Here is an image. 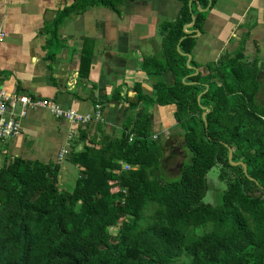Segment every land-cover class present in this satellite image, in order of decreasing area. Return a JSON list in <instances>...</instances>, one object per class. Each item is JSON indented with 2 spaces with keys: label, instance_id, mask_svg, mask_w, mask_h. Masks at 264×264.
Listing matches in <instances>:
<instances>
[{
  "label": "trees",
  "instance_id": "1",
  "mask_svg": "<svg viewBox=\"0 0 264 264\" xmlns=\"http://www.w3.org/2000/svg\"><path fill=\"white\" fill-rule=\"evenodd\" d=\"M178 1L177 16L160 24V48L141 62L158 79L151 93L135 85L129 107L140 115H130L119 133L103 134L99 145L80 129L69 157L80 173L72 191L60 188V164L1 160L0 142V264H264V103L257 100L263 63L249 60L241 41L217 60L192 58L189 66L195 29L203 30L217 0ZM125 2L74 0L48 26L50 38L72 13L97 6L120 12ZM94 47L84 40V80ZM156 103L175 106L173 128L183 136L185 159L174 178L165 164L175 153L166 156L161 134L153 137ZM229 147L246 172L230 161ZM216 165L226 188L213 204L205 196Z\"/></svg>",
  "mask_w": 264,
  "mask_h": 264
},
{
  "label": "crops",
  "instance_id": "2",
  "mask_svg": "<svg viewBox=\"0 0 264 264\" xmlns=\"http://www.w3.org/2000/svg\"><path fill=\"white\" fill-rule=\"evenodd\" d=\"M73 1L0 0V86L10 92L54 100L65 109L81 113H93L100 104L102 120L76 125L46 108L30 109L21 118V133L2 143L1 160L21 157L64 164L80 129L87 130L88 139L98 145L103 134L119 133L130 115L141 113L129 107L136 101L135 85L139 83L151 93L157 80L140 65L145 55L160 48L158 27L162 17L177 16L181 7L178 0H128L120 12L105 6L91 7L68 16L58 36L50 38L48 26L57 12ZM195 36L192 58L199 63L217 60L224 50L235 51L241 41H245L249 60L259 58L263 62L264 0H217L208 11L203 30ZM85 39L95 42L86 80L79 72ZM163 79L167 84L174 81L170 72L164 73ZM158 105H154L152 116V131L157 135L173 126L175 109L174 105ZM74 128L70 151L59 161V153ZM82 146L83 142L78 148Z\"/></svg>",
  "mask_w": 264,
  "mask_h": 264
},
{
  "label": "built area",
  "instance_id": "3",
  "mask_svg": "<svg viewBox=\"0 0 264 264\" xmlns=\"http://www.w3.org/2000/svg\"><path fill=\"white\" fill-rule=\"evenodd\" d=\"M3 35V34H2ZM46 108L56 117L65 119L76 125H86L90 122L100 121L103 117L102 106L97 104L93 113H81L74 109H65L56 101L31 96L27 93L10 92L0 86V142L14 137L21 133V118L26 116L28 111L33 108ZM76 133V129H72L69 136V142L63 147L59 153L58 159L62 161L70 151L71 140ZM157 138V134L153 135ZM124 169H130L132 166L126 162H122ZM123 191H125L123 189Z\"/></svg>",
  "mask_w": 264,
  "mask_h": 264
},
{
  "label": "rangeland",
  "instance_id": "4",
  "mask_svg": "<svg viewBox=\"0 0 264 264\" xmlns=\"http://www.w3.org/2000/svg\"><path fill=\"white\" fill-rule=\"evenodd\" d=\"M174 18L175 17L171 15L164 16L162 17L163 19L162 21L173 20ZM157 33H158L157 34L158 38H161L160 25L158 27ZM261 63H263V68H262L263 73L260 74V92L257 96V100L264 103V58H263V62ZM161 97H163V93ZM158 106H162V105L159 104ZM154 111L155 110L153 107L152 112ZM165 114L167 117L168 115L167 112H165ZM171 117L174 125L175 119L173 115H171ZM160 134L162 140L165 143V155L170 156V154L172 153L173 154L175 153L176 155L175 158L168 159V161L165 164L166 176L168 178H174L179 174L180 163L185 159L184 156L185 150L183 147L184 141H183L182 132L180 129L173 128V126L172 127L170 126V129L167 131V133L164 131V129H162V132ZM63 162L64 164L61 165L62 168H61L60 188L67 191H72L74 189L76 180L80 175L79 168L69 160L64 159ZM63 165L67 166L66 170L63 168ZM218 172H219V167L216 165L212 167L207 173L209 189L206 193L205 201L211 202L213 204H218L220 202L221 194L223 190L226 188V182L224 180L219 179ZM184 257L186 258V254H184V256H182L181 259Z\"/></svg>",
  "mask_w": 264,
  "mask_h": 264
},
{
  "label": "water",
  "instance_id": "5",
  "mask_svg": "<svg viewBox=\"0 0 264 264\" xmlns=\"http://www.w3.org/2000/svg\"><path fill=\"white\" fill-rule=\"evenodd\" d=\"M199 10H204L203 8H201L200 6H199ZM194 22H195V16L193 15L192 16V22L190 23V24H188V25H186L185 27H184V30L187 32V33H191L193 30H191V29H188V28H190L193 24H194ZM195 32L196 33H199V32H201L199 29H195ZM178 49H179V46H178ZM183 53V52H182ZM191 59H192V54H188V60H187V64L189 65V63H190V61H191ZM190 66V65H189ZM198 72V70H196V73ZM208 88V87H207ZM206 88V89H207ZM201 95H202V93L198 96V99L200 100V97H201ZM208 112V109L206 110V112H204L203 113V118L205 119V117H206V113ZM205 123L207 124V122L205 121ZM232 157H233V151H232V149L229 147V159H230V161L232 162ZM233 164H239V163H241L242 165H243V167H244V170H245V172H246V165H245V163H243V162H232Z\"/></svg>",
  "mask_w": 264,
  "mask_h": 264
},
{
  "label": "flooded vegetation",
  "instance_id": "6",
  "mask_svg": "<svg viewBox=\"0 0 264 264\" xmlns=\"http://www.w3.org/2000/svg\"><path fill=\"white\" fill-rule=\"evenodd\" d=\"M126 1H128V0H126ZM261 73H263V70L261 71Z\"/></svg>",
  "mask_w": 264,
  "mask_h": 264
}]
</instances>
